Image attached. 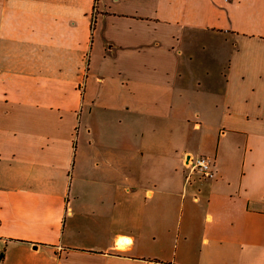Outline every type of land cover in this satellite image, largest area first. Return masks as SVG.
<instances>
[{
	"label": "crops",
	"instance_id": "crops-1",
	"mask_svg": "<svg viewBox=\"0 0 264 264\" xmlns=\"http://www.w3.org/2000/svg\"><path fill=\"white\" fill-rule=\"evenodd\" d=\"M94 6L0 0V264H264V0Z\"/></svg>",
	"mask_w": 264,
	"mask_h": 264
},
{
	"label": "built area",
	"instance_id": "built-area-1",
	"mask_svg": "<svg viewBox=\"0 0 264 264\" xmlns=\"http://www.w3.org/2000/svg\"><path fill=\"white\" fill-rule=\"evenodd\" d=\"M191 164V165H190ZM192 167V171L197 173L201 179H210L215 175V160L210 157L201 156L192 159L188 163V167Z\"/></svg>",
	"mask_w": 264,
	"mask_h": 264
},
{
	"label": "trees",
	"instance_id": "trees-1",
	"mask_svg": "<svg viewBox=\"0 0 264 264\" xmlns=\"http://www.w3.org/2000/svg\"><path fill=\"white\" fill-rule=\"evenodd\" d=\"M99 1H100V0H95V6H94L95 9L97 8V4L99 3ZM95 22H96V20H93L92 28H94V26H95Z\"/></svg>",
	"mask_w": 264,
	"mask_h": 264
}]
</instances>
